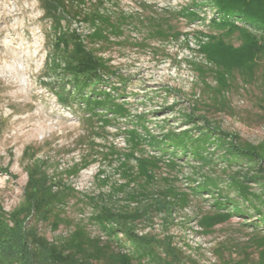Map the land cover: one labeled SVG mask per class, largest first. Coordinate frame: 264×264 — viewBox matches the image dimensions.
<instances>
[{
  "label": "trees",
  "instance_id": "obj_1",
  "mask_svg": "<svg viewBox=\"0 0 264 264\" xmlns=\"http://www.w3.org/2000/svg\"><path fill=\"white\" fill-rule=\"evenodd\" d=\"M38 1L52 37L42 76L61 81L55 92L63 106L78 107L83 123L92 129L97 124L98 136L113 122L126 121V127L120 129L127 142L126 151L114 145L105 152L95 151L103 158L121 159L125 181L109 194L88 197L91 212L87 222H76L64 214L66 199L76 191L61 177L50 175L46 162L37 158L40 149L27 145L22 152L27 175L22 198L10 211L0 202V264H184V253L174 244V235L139 232L138 224L151 221L153 212L185 208L192 197L203 195L212 201L210 211L198 221L203 232H212L216 225L234 216L249 220L245 225L257 232L249 244L258 252V258L253 260L246 247L234 264H264V141L242 139L205 117H200L202 125H196L197 117L192 113L183 116L193 127L169 129L160 136L151 134L144 123L146 114L132 115L129 102L122 100L127 79L109 57L102 55L111 45L145 47L148 40L182 41L194 55L185 62L196 73L202 94L209 96L206 107L231 112L228 93L237 78L247 85L259 81L264 107V0H190L180 6L174 14L188 24L205 23V8L214 11L207 20L208 30L195 31L194 48L189 45L190 31H181L168 18L154 15L147 17L146 25L139 21L147 28L143 41H127L124 27L134 16L121 11L115 15L104 8L108 2L116 6L118 0ZM71 18L84 23L87 33L69 29L66 25ZM96 145L91 141V150ZM144 146L154 153H145ZM184 158L196 162L189 166L193 173L184 177L187 191L178 192L169 185L153 195L149 187L156 180V171L163 165L172 170L181 168L179 161ZM95 160L91 153L85 155L64 173L76 177ZM218 166L221 175L205 173L196 177L199 169L213 171ZM163 180L169 182L168 178ZM101 182L105 184L106 179ZM130 185L135 188L124 199L112 198L114 192ZM145 197L150 198L148 203H143ZM40 221L49 223L53 231L61 224L70 229L66 235L49 240L38 230ZM163 221L165 228L171 223L170 218ZM88 224L96 226L99 234L92 235Z\"/></svg>",
  "mask_w": 264,
  "mask_h": 264
},
{
  "label": "rangeland",
  "instance_id": "obj_2",
  "mask_svg": "<svg viewBox=\"0 0 264 264\" xmlns=\"http://www.w3.org/2000/svg\"><path fill=\"white\" fill-rule=\"evenodd\" d=\"M189 2L118 0L116 6L108 2L104 8L115 15L121 11L134 16L124 27L127 41H143L147 34L144 24H147L148 16L154 15L168 18L181 31H190L189 45L194 48L195 31L208 30L207 20L214 16V11L205 8V23L188 24L174 11ZM42 14L38 0H0V202L6 211L20 202L27 179L22 152L27 145H32L40 149L37 158L46 162L47 172L55 179L61 177L76 191L66 199L64 214L76 222L79 219L87 222L91 212L87 198L99 193L109 194L125 181L121 176V159L103 158L102 154L95 155V151L105 152L109 145L126 151L125 135L120 133V129L126 127V121L113 122L98 136L95 134L96 131L100 133L96 129L97 124L94 123L95 128L92 129L83 123L78 107L63 106L55 92L61 81L42 76L46 57L52 48L50 24ZM66 26L82 34L88 31L78 18H71ZM147 43L145 47L128 43L111 45L103 50L102 55L109 57L118 73L127 79L122 100L129 102L132 115L146 114L144 123L151 134L160 136L169 129L181 131L193 127L192 123L185 122L183 116L192 113L197 117L196 125H202L200 117H205L226 131L237 133L242 139L253 143L264 141V107L260 100L259 81L247 85L240 78L236 79L228 93L231 112L206 107L205 103L210 102L209 96L202 94L196 73L185 62L194 55L182 41L148 40ZM208 81L213 84L211 78ZM91 141L98 143L93 150ZM144 147L145 153H154L152 148ZM90 153L96 157L95 161L76 177L65 175V169ZM179 164L181 168L176 170L163 165L156 171V180L149 187L153 195L169 185L178 192L187 191L184 177L193 173L189 166L196 162L184 158ZM205 173L221 175V170L219 166L213 171L204 167L198 170L196 177ZM163 178H168L169 182L165 183ZM102 179H106L105 184H102ZM133 188L135 186L130 185L123 191L114 192L112 198L124 199ZM149 199L145 197L143 203H148ZM211 202L209 196L203 195L192 197L185 208L153 212L151 221L138 224V231L158 236L174 235V244L184 253V264H225L227 261L234 264L241 257L240 250L246 247L250 257L256 260L258 252L249 241L257 232L245 225L249 220L234 216L216 225L212 232H203L198 221L210 211ZM164 218L171 220L167 228ZM37 227L49 240L66 235L70 229L61 224L53 231L49 223L42 221L37 223ZM87 229L92 235L99 234L98 228L92 224H88Z\"/></svg>",
  "mask_w": 264,
  "mask_h": 264
}]
</instances>
